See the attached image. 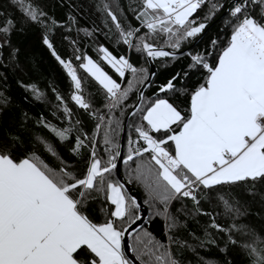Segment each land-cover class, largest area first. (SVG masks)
<instances>
[{"label": "snow or ice", "instance_id": "6c2138e0", "mask_svg": "<svg viewBox=\"0 0 264 264\" xmlns=\"http://www.w3.org/2000/svg\"><path fill=\"white\" fill-rule=\"evenodd\" d=\"M11 2L28 22L51 26L47 13L34 0ZM206 4L210 7L204 19L223 11L232 30L215 64L209 59L211 51L186 53L191 58L189 72H206L204 83L190 93L189 115L185 116L169 99L146 98L142 90L138 103L129 105L134 86L142 89L151 77L146 68H137L127 58L117 57L101 46L99 62L88 55L76 56L81 61L79 68L103 90L107 100V113H94L98 121L96 134L75 140L76 154L90 149L83 175H75L66 164L54 170L34 153L17 160L12 143L0 141V264H134L126 256L124 241L125 233L141 220L134 212L140 205L127 197L123 184L111 179L121 158L113 139L119 121L112 114L129 107L128 115L138 117L140 122L131 125L135 138H128L129 151L123 163L147 156L137 165L136 176L165 205L166 219L172 221L169 230L176 227L175 219L168 214L173 200H190L198 212L211 216L199 205L202 197L216 196L227 212L238 214L226 193L221 192L222 186L264 184V0H230L227 4L220 0H140L136 12L139 24L127 30L109 8L105 10L128 48L152 60L175 59L181 44L207 27L206 23H197L194 15ZM14 26V20H7L0 24V33H10ZM157 37H164L163 47L157 46ZM43 43L71 78V100L80 109L90 110L77 68L57 54L47 36ZM211 43L217 47L216 41ZM189 72L176 74L159 92L176 96L186 91L187 85L177 87L176 81L186 79ZM127 73H131L132 80L123 88L119 80H124ZM33 91L39 97V90ZM56 99L65 104L62 96ZM63 111L70 119L71 110L65 106ZM44 126L61 140L70 137V128ZM104 128L106 160L97 152L96 139ZM40 142L55 154L46 140L41 138ZM101 194L109 205L108 219L97 224L86 214V206ZM211 227L226 231L214 217ZM170 243L177 241L170 237ZM245 247L252 264H264V248L256 241ZM134 251L139 264H180L170 248L148 232L137 238Z\"/></svg>", "mask_w": 264, "mask_h": 264}, {"label": "trees", "instance_id": "16d2710c", "mask_svg": "<svg viewBox=\"0 0 264 264\" xmlns=\"http://www.w3.org/2000/svg\"><path fill=\"white\" fill-rule=\"evenodd\" d=\"M220 2L227 4L230 0ZM34 3L47 13L50 27L28 22L11 0H0V24L7 20L15 22L10 33H0V141L12 143L15 149L13 157L17 160L34 153L50 168L58 171L60 166L66 164L75 175L80 176L85 172V161L90 149H81L80 154H76L73 151L76 137H93L96 134L98 121L94 113H107V100L103 90L79 68L81 61L76 56L88 55L99 62L98 50L103 46L115 56H123L135 67L146 68L148 71L144 54L121 42L119 31L105 10L109 8L117 16L123 29L134 28L139 24L136 12L140 8V0H34ZM209 7L206 4L194 14L197 23H206L207 27L195 38L184 41L175 59L152 60L155 71L142 91L151 100L165 98L175 102L185 116L190 114V93L204 83L206 77V72H189L191 58L186 53L195 55L211 51L213 55L209 59L215 64L216 55L222 46H226L232 30L228 24L229 18L223 11L205 20ZM45 36L53 43L57 54L65 61H71L77 68V74L84 85V95L91 104L90 110L80 109L71 100L74 92L71 78L52 55V50L43 43ZM163 40L164 37H157V46L163 47ZM212 41L217 42V47H213ZM165 50L171 51L169 48ZM106 70L119 79L110 69ZM185 72H189V76L184 80H177L176 84L180 88L187 85L186 91L176 96L171 92H159L160 87L176 74L183 75ZM131 80V73H127L126 78L119 82L123 88H127L128 81ZM139 87L140 85H135L130 92L127 102L129 105L134 104ZM33 89L39 90V97ZM57 96H62L65 104H60ZM65 106L71 110L70 119L64 115ZM130 109L131 107L112 114L113 119L119 121V129L113 133L116 144L119 143L123 119ZM134 121L140 122L138 117L129 115L125 121L120 169L122 177L139 192L147 209L144 222L130 232L128 237L135 258L137 238L148 232L156 241L167 245L180 264H252V257L245 245L256 241L258 247L264 248V184L240 182L222 186L221 192L226 193V199L233 209H238V214L236 211L227 212L223 202L216 196L202 197L199 205L203 213L211 216L198 212L190 200H173L168 205V214L175 219L176 227L169 230L168 225L172 221L166 219L165 205L155 199L148 187L136 176L137 165L147 156L135 157L128 164L123 163L129 151L128 138H135L134 128L131 126ZM45 123L58 128H70L69 139L61 140L44 126ZM105 130L107 129H102L96 139L97 152L106 160L107 153L102 140ZM41 138L53 146L55 154L40 142ZM111 179L117 182L115 171ZM108 207L101 194L89 201L86 214L94 223L102 224L108 219ZM134 212L137 214L136 209ZM212 217L226 231L214 230L211 227ZM170 237H174L177 243H170ZM231 240L236 243L233 244Z\"/></svg>", "mask_w": 264, "mask_h": 264}, {"label": "water", "instance_id": "95a60500", "mask_svg": "<svg viewBox=\"0 0 264 264\" xmlns=\"http://www.w3.org/2000/svg\"><path fill=\"white\" fill-rule=\"evenodd\" d=\"M179 52H177V53H179ZM144 56H145V58L147 60V63H148V66H149L148 73H149V75L151 77L152 73L155 71L154 63H153L151 58H148L145 54H144ZM144 87L142 89H141V86L138 88L137 94H136L137 97H136V100H135L134 104L138 103V95H139L141 90L143 91ZM130 111H131V109H130ZM127 116L123 119L121 132H120V136H119L118 145H119V151L121 153V158L117 160V169L115 170V175H116L117 182L123 184L126 194H128L132 199L134 198L137 201V203L140 205V208L137 210V214L136 215H139L141 217V220H138L136 222V224H134L132 226V228L129 229V231L127 233H125V241H124L126 256L129 259L133 260L134 264H139V261L136 260L135 256L132 253V250H131L130 245H129L128 237H129L130 232H132V231L136 230L137 228H139L141 226V224L144 222V220L146 218L147 209H146V206L143 204V202H142V200L140 198L139 192L131 184H129L122 177V174H121L120 165H121V160H122V156H123L124 130H125V121H126Z\"/></svg>", "mask_w": 264, "mask_h": 264}]
</instances>
